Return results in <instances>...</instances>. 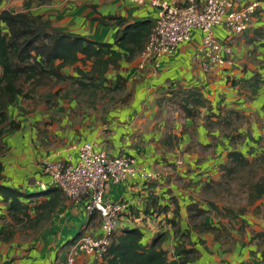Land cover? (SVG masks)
I'll list each match as a JSON object with an SVG mask.
<instances>
[{
  "label": "crops",
  "instance_id": "1",
  "mask_svg": "<svg viewBox=\"0 0 264 264\" xmlns=\"http://www.w3.org/2000/svg\"><path fill=\"white\" fill-rule=\"evenodd\" d=\"M161 1L185 6L189 0ZM231 1L237 10L258 7L246 32L232 34L223 25L214 28L226 62L222 66H208L200 52L204 34L195 30L189 42L160 59L159 68L151 63L141 69L140 53L110 69L99 83L109 88L125 83L122 93H83L82 99L73 95L69 100L71 94L62 92L51 114H32L34 110L20 102L11 107L10 116L20 126L0 135V188H18L24 194L41 190L36 182L48 181L42 169L45 160L76 163L79 146L96 144L111 156H130L147 170L161 173L151 182L136 179L107 186L109 200L127 205L118 234L140 228L146 247L164 234L162 247L171 261L182 243L197 250L193 264H264V196L236 217L220 216L214 205L220 210L222 205L205 188L221 179L231 151H240L250 162L264 156V0ZM4 10L30 11L50 19L57 29L102 43H113L120 29L113 17L128 23L155 22L158 11L151 0H0V12ZM90 65L77 63L65 73L76 75L78 68L87 71ZM193 88L209 100L210 109L188 118L168 101L169 93ZM162 98L166 99L159 104ZM52 192L61 190L50 188L35 204ZM85 214L81 205L65 200L47 223L25 226L29 235L22 240L0 194V264H40L34 257L39 253L49 254L44 264H66L73 239L84 231L101 234L100 217L90 220ZM64 239L67 245L61 246ZM97 261L86 255L78 258V264Z\"/></svg>",
  "mask_w": 264,
  "mask_h": 264
},
{
  "label": "trees",
  "instance_id": "2",
  "mask_svg": "<svg viewBox=\"0 0 264 264\" xmlns=\"http://www.w3.org/2000/svg\"><path fill=\"white\" fill-rule=\"evenodd\" d=\"M112 20L120 29L113 43H102L57 29L50 19L30 11L0 12V135L6 129L12 130L20 126V122L10 116L11 107L19 102L22 104L24 99L36 98L41 88L63 84L70 86L69 89L57 90L46 98L47 102L52 103L50 107L56 105V97L62 92L71 91L83 97V93L106 96L125 90V83L120 81L115 88H109L99 81H103L110 69L118 68L123 59L131 61L143 51L154 22L144 20L128 23L123 17H113ZM88 62L91 65L87 71L78 68L76 75L65 73L68 67L77 63L86 66ZM169 94L168 101L178 105L188 118L195 117L201 109H210L209 100L198 88L180 89ZM164 99L166 98L159 99V104ZM237 138L238 135L233 137L234 140ZM259 158L260 161L255 159L250 162L240 151L234 150L228 154L229 161L221 169V179L210 182L205 188L218 197L226 183L230 185L232 180L237 179L245 190L247 201L240 207L223 204L221 210L211 202L218 215L236 217L264 196V156ZM2 177L0 163V179ZM45 192L36 190L24 194L18 188H0L12 221L21 224L27 219L30 221L29 226L47 220L61 203L68 200L62 191L52 192L49 199L35 204V199H39ZM30 204L34 205L30 207ZM32 212L35 213L33 218ZM97 216V213L90 215V220ZM144 237L145 232L140 228H126L119 234L116 231L107 253L95 264H193L197 259V250L178 243L176 260L171 261L168 252L162 247L164 234H158L149 247L143 244Z\"/></svg>",
  "mask_w": 264,
  "mask_h": 264
},
{
  "label": "built area",
  "instance_id": "3",
  "mask_svg": "<svg viewBox=\"0 0 264 264\" xmlns=\"http://www.w3.org/2000/svg\"><path fill=\"white\" fill-rule=\"evenodd\" d=\"M143 3L146 0H135ZM157 11L153 29L140 54V68L153 64L159 68L163 56L175 52L177 46L189 42L195 30L204 36L200 52L208 66H222L226 62L221 57V43L215 38L213 30L225 26L232 34L246 32L258 4L237 10L231 0H205L200 5L189 0L185 6L161 0H151ZM47 182H36L42 191L48 188L61 190L69 202L81 205L89 216L97 213L101 219V234L91 235L83 232L73 239L66 264H78L80 255L102 260L110 246L111 239L120 227L127 211L123 201H111L106 196L107 186L121 184L130 180L151 182L160 179L161 173L147 170L130 156H111L100 150L96 144L84 143L78 148L76 163L45 160L42 164Z\"/></svg>",
  "mask_w": 264,
  "mask_h": 264
},
{
  "label": "rangeland",
  "instance_id": "4",
  "mask_svg": "<svg viewBox=\"0 0 264 264\" xmlns=\"http://www.w3.org/2000/svg\"><path fill=\"white\" fill-rule=\"evenodd\" d=\"M42 1H44V0H42ZM69 87H70L69 84H63V85H59V86L52 87V88L51 87L50 88H48V87L47 88H41L39 93L36 95V98L24 99L22 101V104L24 105V107L26 106L25 108H30L31 110H34V112H32V114H34V113L36 114V113H38V111H41L42 113L51 114V113H53L52 112L53 109H52V107H50L52 105V103L47 102L46 98H49V95H51L53 92H55L57 90L58 91L63 90V88L69 89ZM74 93L75 92L68 91V95H70V94L72 95V96L70 95V98L67 96L69 98V100H71L72 97H74V96L76 99H79V100L82 99L81 96H77ZM64 98L67 99L65 96H64ZM64 104L66 106H68L69 102L66 101V102H64ZM81 106H83V103ZM239 183L240 182L237 179L232 180L230 182V185L226 183V185H224V187H222L221 192L218 195V197L214 198L215 201L219 205L224 204L226 206L227 205H234V206L240 207V206L244 205L247 201V199H246L247 195H246V193H244L245 190H244V188L241 187V185ZM48 189H50V188H48ZM37 191L43 192L40 190H37ZM85 215H87V214H85ZM45 223H47V220H44L42 222V224H45ZM99 223H100L99 225H101V221H99ZM29 224H30V221L27 219H25V221L23 223L18 224L19 226H18L17 230L21 231V239L22 240L27 239V237L29 235L28 233H26L25 230H23L24 227L29 226ZM79 229H80V226L72 232V235L68 238V240H71L76 235V233L79 231ZM84 232L92 235V233H90L89 231L88 232L84 231ZM144 238L146 240L147 237H144ZM68 240L64 239L61 242V244H62L61 246L67 245ZM68 247H69V245L66 246L67 249L70 248V247L69 248ZM53 256H54V251H53ZM34 257L38 259V262L40 264H44V262L49 261V254L48 253H45V254L39 253V255H36ZM28 262H30V261H28Z\"/></svg>",
  "mask_w": 264,
  "mask_h": 264
}]
</instances>
